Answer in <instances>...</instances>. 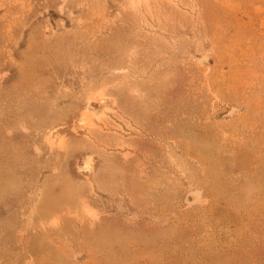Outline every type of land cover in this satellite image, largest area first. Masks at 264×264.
Segmentation results:
<instances>
[{
	"label": "rangeland",
	"instance_id": "rangeland-1",
	"mask_svg": "<svg viewBox=\"0 0 264 264\" xmlns=\"http://www.w3.org/2000/svg\"><path fill=\"white\" fill-rule=\"evenodd\" d=\"M0 264H264V0H0Z\"/></svg>",
	"mask_w": 264,
	"mask_h": 264
},
{
	"label": "bare ground",
	"instance_id": "bare-ground-1",
	"mask_svg": "<svg viewBox=\"0 0 264 264\" xmlns=\"http://www.w3.org/2000/svg\"><path fill=\"white\" fill-rule=\"evenodd\" d=\"M99 101H101V104L103 103V100L99 99ZM91 109L90 106H88L87 110ZM196 196L194 194H189L187 196V201L188 202H192L193 200H195Z\"/></svg>",
	"mask_w": 264,
	"mask_h": 264
}]
</instances>
